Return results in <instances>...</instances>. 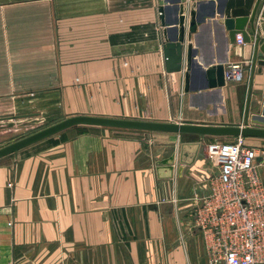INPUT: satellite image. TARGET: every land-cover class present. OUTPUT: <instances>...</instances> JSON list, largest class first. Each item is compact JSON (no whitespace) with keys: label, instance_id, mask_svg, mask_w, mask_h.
<instances>
[{"label":"crops","instance_id":"crops-1","mask_svg":"<svg viewBox=\"0 0 264 264\" xmlns=\"http://www.w3.org/2000/svg\"><path fill=\"white\" fill-rule=\"evenodd\" d=\"M212 6L0 0V145L43 112L241 124L249 65L242 82L220 87L205 86V70L250 60L252 44L230 42ZM191 7L204 19L184 40L194 50L186 90L185 58L167 72L162 44ZM263 106L264 75L254 73L250 114ZM221 137L234 136L73 126L1 157L0 264H211L192 209L218 174L205 145ZM198 139L202 156L181 164V143ZM172 155V176L160 177L157 162ZM169 190L176 201H161Z\"/></svg>","mask_w":264,"mask_h":264},{"label":"water","instance_id":"water-1","mask_svg":"<svg viewBox=\"0 0 264 264\" xmlns=\"http://www.w3.org/2000/svg\"><path fill=\"white\" fill-rule=\"evenodd\" d=\"M211 7L209 16L218 14L228 31L229 41L234 42L237 33H240L244 43L252 44V56L249 60L251 76L248 83L247 98L244 108V117L241 124H210L188 123L181 121H158L148 119L123 118L92 114H74L64 117L29 134L23 135L3 145H0V158L38 142L46 137L59 133L67 128L79 125L105 126L126 129L168 131L196 134L199 138L211 136H244L264 138V106L257 113L250 114V98L253 85L254 73L264 75V34L258 23L257 15L261 0H210ZM163 13V8L160 9ZM204 19L195 8L189 9V18L180 13L174 20L176 28H166L165 38L162 44L164 67L167 72L181 71L184 58L186 60L185 89L189 90L190 68L193 62L194 50L190 43L184 45L185 38L190 39L191 33ZM187 20V26H186ZM170 20H163L166 25ZM174 30L175 35L168 32ZM205 86L220 87L226 84L224 77V65L214 64L206 68ZM201 140L185 141L181 143L179 161L181 164H191L202 156ZM174 155L159 160L157 170L160 177H171L173 170ZM167 168V173L163 169Z\"/></svg>","mask_w":264,"mask_h":264},{"label":"built area","instance_id":"built-area-1","mask_svg":"<svg viewBox=\"0 0 264 264\" xmlns=\"http://www.w3.org/2000/svg\"><path fill=\"white\" fill-rule=\"evenodd\" d=\"M257 20L264 21V0ZM234 43L244 44L240 33ZM246 65L249 60L229 63L225 81L242 82ZM204 151L218 174L212 176L210 191L195 198L192 221L202 232L210 263L264 264V150L234 136L209 142ZM166 195L161 201H176L170 190Z\"/></svg>","mask_w":264,"mask_h":264},{"label":"rangeland","instance_id":"rangeland-1","mask_svg":"<svg viewBox=\"0 0 264 264\" xmlns=\"http://www.w3.org/2000/svg\"><path fill=\"white\" fill-rule=\"evenodd\" d=\"M52 114H54V113L43 112L42 114H40L39 117L36 116V117H33V118L32 117L27 118L28 120H27V123H26V125L24 127V130H22L21 134H19V135L23 136V135L29 134V133L37 130V129H40V128H42V127H44L46 125H49V124H51V123H53L55 121H58V120H60V119H62L64 117H67L64 112L62 114H58V115H52ZM48 116H54L55 118L50 119ZM79 126H87V125H79ZM76 127H78V126H76ZM19 137H21V136H19ZM19 137H17V138H19ZM232 139H234V137H227L226 139L224 137H221L220 140L221 141H227V140H232ZM249 141H250V139H248L246 137V142H247L248 145H251V146L255 147L259 151H263L264 150V141H262L263 144H260V145L251 143ZM3 144H5V143H3ZM3 144H1V145H3Z\"/></svg>","mask_w":264,"mask_h":264}]
</instances>
